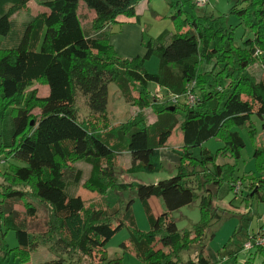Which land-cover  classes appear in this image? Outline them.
Instances as JSON below:
<instances>
[{"label":"trees","instance_id":"trees-1","mask_svg":"<svg viewBox=\"0 0 264 264\" xmlns=\"http://www.w3.org/2000/svg\"><path fill=\"white\" fill-rule=\"evenodd\" d=\"M139 1L37 0L43 11L24 24L21 34H15L11 17L32 0H0V161L6 165L0 171V220L15 232L18 246L13 258L20 264L28 263L40 244L62 255L40 264H76L86 258L96 264H121L120 258H108L104 247L123 227L129 238L122 248H131L142 264H254L250 256L240 262L239 251L207 256L200 252L185 261L180 253L203 241L216 214L212 201L234 191L238 180H224L232 176L244 148L234 129L252 133L251 116L264 118V80L250 71L259 65L264 72V0H239L246 6L235 13L251 37L238 46L223 17L198 12L190 0H169L168 5L177 10L172 16L175 33L163 32L147 41L142 36V56L124 58L108 40L84 36L80 4L94 13L91 29L99 31L123 23L120 18L138 24L135 8ZM185 6L191 12L181 19ZM150 57L158 59L156 74L144 69ZM34 83L48 87L46 97L26 92ZM112 83L138 109L117 125H110L107 115ZM149 83L170 96L190 92L196 100L191 107L184 102L160 106L148 90ZM80 100L84 115L79 113ZM148 108L155 116L152 124H147L142 113ZM35 109L40 110L38 118L32 114ZM177 125L182 147L174 176L155 184L117 181L116 158L122 152L130 160L126 173L159 172L160 151ZM211 139L223 144L215 154L202 149ZM192 148L200 149L198 158L191 155ZM219 156L232 159L233 164H217ZM253 158L257 174L239 180L240 184L249 180L248 193L242 197L248 206L252 199L264 203V142L255 148ZM77 162L90 166L82 185L87 191L100 197L109 191L135 193L150 230L143 233L136 228L133 199L123 207L108 208L86 205L79 196H70L65 174L72 173ZM80 178V171H75L74 183ZM194 181L198 187L210 185L199 198L200 221L178 230L171 215L197 199L189 186ZM149 198L162 202L163 211L157 217L147 205ZM13 201H23L30 220L36 216L32 201L45 206L43 233L30 236L17 225ZM252 252L264 257V249ZM9 255L2 253L0 260Z\"/></svg>","mask_w":264,"mask_h":264},{"label":"rangeland","instance_id":"rangeland-1","mask_svg":"<svg viewBox=\"0 0 264 264\" xmlns=\"http://www.w3.org/2000/svg\"><path fill=\"white\" fill-rule=\"evenodd\" d=\"M150 4H146V2ZM169 0H140L137 4L139 8V23L138 26L142 30L141 37L147 41L149 39H156L161 33L166 32L168 35L175 33V27L172 20V16L176 15L177 10L171 8L168 5ZM246 3H239V0H208V4L203 8H197L198 12H206L213 17H223L226 26L230 28L234 44L236 46L241 45L245 39H249L251 34L242 25L243 21L236 15V11L245 8ZM183 14L181 13V19L185 18L187 12H191L189 7H183ZM43 11L42 6L37 3V0H32L28 6L12 15L11 20L13 22V31L15 34H21L24 24L31 18L36 16L39 12ZM81 12V11H80ZM197 14V12H196ZM86 25L84 24V28ZM92 30V29H91ZM93 31V30H92ZM1 40V38H0ZM105 40V39H100ZM142 50L143 46L139 44ZM120 55L117 51H115ZM143 55V53H142ZM135 55V56H142ZM121 56V55H120ZM133 56V57H135ZM144 69L149 74H156L158 70V59L156 57H150L144 62ZM250 71L257 79L264 80V72L259 65L253 66ZM148 90L151 91V95L154 97L156 103L161 105H170L169 94L163 89H159L155 84L149 83ZM35 91L38 97H46L48 94V87L34 83L29 87L26 92ZM134 96L137 94L132 93ZM108 106L107 115L110 120V125H117L125 122L129 118L133 117L138 109L133 106L131 102L126 101L117 90L115 84L108 86ZM183 103V99H179V104ZM79 113L85 114V107L83 106L82 100L78 104ZM180 109L178 108L177 117L180 119ZM146 117L147 124H152L155 121L153 111L148 108L142 111ZM32 114L38 118L40 110L35 109ZM251 127L253 130L246 131L243 128H235L240 137L243 140L244 148L240 151V159L237 161L236 168L232 172V176H226L225 182L229 180H238L235 183L234 191L229 192L224 199L215 198L212 201V208L215 209V216L213 222L205 233V237L201 244L192 246L188 251L180 253L182 260L193 258L197 253H203L204 256L208 254L229 253L233 251H239V261L242 262L248 256L253 257L254 264H264V257L262 255L254 256L252 251L246 252L242 249L243 245L248 241L249 237L255 233H264V203L258 202L256 199L250 201L248 206L243 201L248 193L249 185L248 181L245 180L240 184L243 177L255 176L257 171L255 169V161L253 153L256 147H260L264 142V131L262 130L263 120L252 115L250 118ZM222 143L211 139L202 145V149L208 150L210 153L215 154L216 150L222 147ZM182 147V134L179 130V126L174 129L172 135L166 143V147L160 151V162L162 169L155 173H135L129 174L125 170L130 166L129 155L125 152L119 154L116 158L115 174L118 182L121 183H140V184H155L160 180L168 179L176 174V166L179 162L180 148ZM199 148H192L190 150L191 155L194 158L199 157ZM13 162V161H12ZM14 163V162H13ZM217 164L223 165L225 163L233 164L232 159L227 157H218ZM6 169V165L3 161H0V171L3 172ZM72 173L66 172L65 183L67 192L70 196H79L85 204L99 205L108 208H112L117 204L123 207L129 199H133L132 214L136 228L146 233L150 230V225L147 220V216L142 203L137 200L135 193L125 192L118 193L109 191L105 196L100 197L95 193H91L82 187L85 180L89 177L90 166L84 162H77L72 165ZM80 171L81 178L78 184L73 181L75 171ZM240 180V181H239ZM3 183L0 177V185ZM226 183H223L225 186ZM193 187L197 199L191 205L180 208L179 210L172 213V219L174 220L178 230L190 229L192 225L197 224L200 221L199 212V198L206 195L205 190H210V185L197 186V182H193L189 185ZM22 191L27 189L19 188ZM212 191L213 188L211 187ZM1 190V189H0ZM158 203V207L161 212L163 211L162 202L160 199H155ZM36 207V216L33 220L27 218L25 214L23 201H13L11 204L12 209L16 213V223L18 226L26 229V231L33 235L43 233L45 230V221L47 217V209L43 204H37L32 201ZM0 200V205H2ZM3 209V207H0ZM157 208L154 207V213L159 215ZM160 212V214H161ZM155 215V216H157ZM264 219V218H263ZM127 227H123L119 232L112 236L104 247V252L110 259L120 258L121 264H142L136 257L131 248L123 249L122 244L127 245L129 233ZM231 239V241H230ZM18 246L15 232L8 229L4 221L0 220V257L2 253L10 254L5 259L0 260V264H20L17 260H14L13 254L15 248ZM129 246V245H128ZM130 247V246H129ZM225 247V248H224ZM4 251L2 252V250ZM245 253V254H244ZM250 253V254H248ZM252 253V254H251ZM6 256V255H4ZM2 256V257H4ZM61 254L52 253L48 250V246L40 244V246L30 253V258L26 264H40L56 258H60ZM214 257L210 258L213 259ZM76 259V258H75ZM76 264H96V261L92 258L83 259L82 262Z\"/></svg>","mask_w":264,"mask_h":264},{"label":"crops","instance_id":"crops-1","mask_svg":"<svg viewBox=\"0 0 264 264\" xmlns=\"http://www.w3.org/2000/svg\"><path fill=\"white\" fill-rule=\"evenodd\" d=\"M146 4L148 5L150 3L147 1ZM135 13L137 15L140 14L139 8L137 6L135 8ZM78 16L81 22L83 34L86 38L108 40L114 50L124 58H132L135 55H142V53H144V50H142L139 46L141 43L142 30L138 24H133L132 22H127V20L120 18V21H123L121 24L106 27L99 31H92L91 21L94 18V13L80 4ZM84 24L86 25L85 28ZM154 200L155 198H149L147 205L149 206L153 217H157L160 215L161 210L158 207V203ZM154 207L157 208L156 210L158 211L159 215L154 213ZM263 218L262 221H264Z\"/></svg>","mask_w":264,"mask_h":264},{"label":"built area","instance_id":"built-area-1","mask_svg":"<svg viewBox=\"0 0 264 264\" xmlns=\"http://www.w3.org/2000/svg\"><path fill=\"white\" fill-rule=\"evenodd\" d=\"M190 2L196 8H203L208 4V0H190ZM180 98H182L183 102L189 107H191L196 100V97L192 93L187 92L184 96L169 95V102L170 104H177ZM257 248L264 249V233H255L250 236L248 241L243 245V250L246 252L253 251Z\"/></svg>","mask_w":264,"mask_h":264},{"label":"water","instance_id":"water-1","mask_svg":"<svg viewBox=\"0 0 264 264\" xmlns=\"http://www.w3.org/2000/svg\"><path fill=\"white\" fill-rule=\"evenodd\" d=\"M173 109H171L170 111H172Z\"/></svg>","mask_w":264,"mask_h":264}]
</instances>
